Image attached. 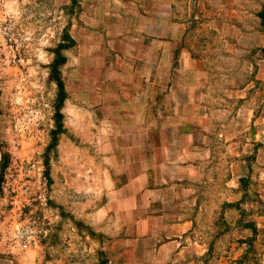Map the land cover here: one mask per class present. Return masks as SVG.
Listing matches in <instances>:
<instances>
[{
	"label": "crops",
	"instance_id": "1",
	"mask_svg": "<svg viewBox=\"0 0 264 264\" xmlns=\"http://www.w3.org/2000/svg\"><path fill=\"white\" fill-rule=\"evenodd\" d=\"M26 1L0 0V45L26 29L11 24ZM55 1L64 101L55 142L51 108L52 156L57 173L88 178L83 217L104 263L264 264V197L253 200L247 182L254 157L264 160V139L251 132L264 4ZM10 237L0 236V264L22 252ZM42 240L26 264L45 253Z\"/></svg>",
	"mask_w": 264,
	"mask_h": 264
},
{
	"label": "rangeland",
	"instance_id": "2",
	"mask_svg": "<svg viewBox=\"0 0 264 264\" xmlns=\"http://www.w3.org/2000/svg\"><path fill=\"white\" fill-rule=\"evenodd\" d=\"M254 1L259 6L264 4V0ZM55 2L26 1L23 17L18 15L11 23L14 26L24 20L26 29L21 32L13 29L11 34L7 32L6 46L0 45V236L11 235L13 242L16 229L14 225L9 226L5 217L9 216L10 209H18L21 201L27 200L26 197L33 196L41 188L35 182L25 192L27 187L18 181L15 185L18 194H3L2 184L6 170L4 168L10 165L14 168L20 164L26 166L40 160L44 151L43 157L48 169L47 192L51 205L53 208L57 207L58 219L50 226H43L49 230L46 238H42L46 247L45 253L36 257L30 255L36 258V264H105L101 241L85 225L83 217L84 204L89 194H92L91 189L84 187L88 178L83 175H69L66 169L63 170L66 173H57L55 166L58 158L52 156L54 148L51 146V108L56 106L59 92L51 70L57 59V48L61 44L59 42L64 40L65 33L61 30L64 20L63 17L58 19L61 15H58L59 9ZM58 23L60 25H57ZM17 24L15 26H18ZM52 53L55 55L52 56ZM259 68L261 67L253 64L252 73L256 74ZM251 97L256 113V125L251 132L261 135L263 140L264 105L262 108L258 106L261 102L264 104V90L256 89ZM53 118V129L56 131L58 123L55 114ZM55 138L57 139V136ZM64 144V149L67 150V142ZM259 158L254 157L252 160L253 174L247 181L253 200H256L257 196L264 197V160L261 156ZM75 177L80 179L79 191L70 187ZM13 201L16 205L12 206L10 202ZM11 228L14 230H10ZM27 251H16V254L12 255L16 258V264L28 262L25 253ZM243 263L244 261L238 262Z\"/></svg>",
	"mask_w": 264,
	"mask_h": 264
},
{
	"label": "built area",
	"instance_id": "3",
	"mask_svg": "<svg viewBox=\"0 0 264 264\" xmlns=\"http://www.w3.org/2000/svg\"><path fill=\"white\" fill-rule=\"evenodd\" d=\"M45 171L43 162L37 160L26 166L20 164L13 168L10 165L4 172L3 194L5 192L18 194L15 186L18 181L27 187L25 192L35 182L41 186V188L38 187L40 189L33 196L26 197L27 200L21 201V206L18 209L15 207L10 209L9 216L5 217L9 221V226L15 225L16 234L13 243L19 242L22 251L40 245L42 238L47 236L48 231L43 226L50 225L51 218H53ZM10 204L13 206L16 205V202L13 201Z\"/></svg>",
	"mask_w": 264,
	"mask_h": 264
},
{
	"label": "trees",
	"instance_id": "4",
	"mask_svg": "<svg viewBox=\"0 0 264 264\" xmlns=\"http://www.w3.org/2000/svg\"><path fill=\"white\" fill-rule=\"evenodd\" d=\"M63 45L60 44L57 48V59H55L54 64L52 65V70H51V74H52V78L56 81L58 89H59V93H58V97H57V103H56V120H57V130L54 131L53 133V141H57V139L54 137L57 136V134L59 133V131L62 129V114L60 113V109L63 105V101H64V93H63V83H62V79L60 76V71L59 68L63 63V56L61 55V49H62ZM55 145V143H53V145H51L52 147ZM7 168V166L4 168V170ZM45 175L46 178L48 176V169H46L45 171Z\"/></svg>",
	"mask_w": 264,
	"mask_h": 264
}]
</instances>
